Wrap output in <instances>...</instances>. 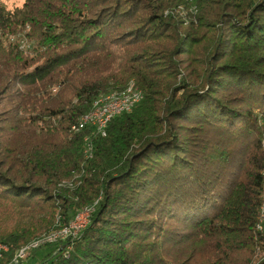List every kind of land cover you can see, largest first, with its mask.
I'll use <instances>...</instances> for the list:
<instances>
[{
  "label": "trees",
  "instance_id": "16d2710c",
  "mask_svg": "<svg viewBox=\"0 0 264 264\" xmlns=\"http://www.w3.org/2000/svg\"><path fill=\"white\" fill-rule=\"evenodd\" d=\"M129 83L105 136L71 130ZM263 139L264 0H0V264H264Z\"/></svg>",
  "mask_w": 264,
  "mask_h": 264
},
{
  "label": "bare ground",
  "instance_id": "6f19581e",
  "mask_svg": "<svg viewBox=\"0 0 264 264\" xmlns=\"http://www.w3.org/2000/svg\"><path fill=\"white\" fill-rule=\"evenodd\" d=\"M142 99L141 91L135 87L132 83H129L126 88L120 91H108L98 95L93 103L91 110L89 112L80 116L78 121L71 126L73 132H79L87 127H90L94 132L103 136L104 125L103 118L113 119L114 117L130 112L133 107L140 102ZM85 148L84 155L90 157L87 149L90 146L89 137L84 138ZM262 152H263V168H262V186H261V203L259 206V218L256 223V229L261 232L260 225L264 223V139L262 140ZM96 202L92 205L87 206L83 210L79 211L74 215L70 223L78 221L81 217L89 215L94 210ZM67 226L61 227L59 229L48 232L41 237L21 246L13 259V262L19 261V250H26V255L28 252L36 247L30 246H40L45 244L46 241L55 237L57 233H63ZM264 230V229H263ZM8 250V246L2 247L0 249V260L3 257L4 252Z\"/></svg>",
  "mask_w": 264,
  "mask_h": 264
},
{
  "label": "built area",
  "instance_id": "2783aa9c",
  "mask_svg": "<svg viewBox=\"0 0 264 264\" xmlns=\"http://www.w3.org/2000/svg\"><path fill=\"white\" fill-rule=\"evenodd\" d=\"M21 47H24L23 39H22ZM110 121H111V119H109V118H103V125H104L103 136L106 135L107 126H108V123ZM87 151H88V153H90V155L92 154V143H91V141H90V146L87 149ZM92 213H89V215L81 217L78 221H76L74 223H69L67 225V228L65 229V231L63 233H57L55 235V237H53L50 240L46 241V243H50V244L61 243V242H64L65 240H67L68 238L76 237L88 225ZM260 228H261V232L263 233L264 223H262L260 225ZM6 246L7 245L5 243L0 241V249L2 247H6ZM30 247H36L37 248L39 246H34L33 245V246H30ZM25 258H26V250H19V261L20 260H24Z\"/></svg>",
  "mask_w": 264,
  "mask_h": 264
},
{
  "label": "rangeland",
  "instance_id": "374dc122",
  "mask_svg": "<svg viewBox=\"0 0 264 264\" xmlns=\"http://www.w3.org/2000/svg\"><path fill=\"white\" fill-rule=\"evenodd\" d=\"M7 2V4L9 6H16V5H20L23 0H5ZM27 30V29H25ZM10 40H17L20 42V48L21 49H24L25 51H28L27 48H31L32 47V43H31V40L28 38V37H24L22 34L21 35H18L17 39H15V36H10L9 37ZM23 39V44H24V47H21V43H22V40ZM31 45V46H30ZM31 50V49H30ZM30 54H32L31 52H29ZM136 87V86H135ZM139 89V88H138ZM53 91H55V88L52 89ZM140 90V89H139ZM141 91V90H140ZM142 93V92H141ZM98 200H96L95 202L97 203ZM78 213V212H77ZM71 222V221H70ZM56 230V229H55ZM53 231V230H52ZM51 232V231H50ZM46 234V233H45ZM36 240V239H34ZM33 240L29 241V242H32ZM28 242V243H29ZM27 244V243H26ZM25 245V244H24ZM23 246V245H22ZM39 259V255H36L34 258L30 259L29 262L30 263H35L37 260Z\"/></svg>",
  "mask_w": 264,
  "mask_h": 264
}]
</instances>
